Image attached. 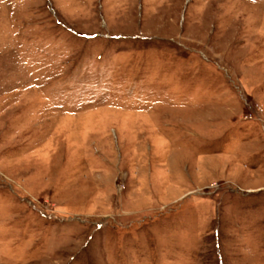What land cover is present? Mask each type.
I'll list each match as a JSON object with an SVG mask.
<instances>
[{
    "label": "rangeland",
    "instance_id": "1",
    "mask_svg": "<svg viewBox=\"0 0 264 264\" xmlns=\"http://www.w3.org/2000/svg\"><path fill=\"white\" fill-rule=\"evenodd\" d=\"M0 264H264V0H0Z\"/></svg>",
    "mask_w": 264,
    "mask_h": 264
}]
</instances>
